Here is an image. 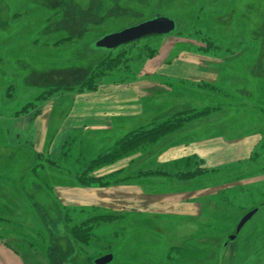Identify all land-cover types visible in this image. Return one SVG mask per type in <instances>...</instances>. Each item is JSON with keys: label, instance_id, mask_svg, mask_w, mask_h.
Segmentation results:
<instances>
[{"label": "rangeland", "instance_id": "374dc122", "mask_svg": "<svg viewBox=\"0 0 264 264\" xmlns=\"http://www.w3.org/2000/svg\"><path fill=\"white\" fill-rule=\"evenodd\" d=\"M20 116L43 137L0 175L14 264H264V0H0V146Z\"/></svg>", "mask_w": 264, "mask_h": 264}, {"label": "crops", "instance_id": "0c3cea01", "mask_svg": "<svg viewBox=\"0 0 264 264\" xmlns=\"http://www.w3.org/2000/svg\"><path fill=\"white\" fill-rule=\"evenodd\" d=\"M36 123H38V121L32 117L24 118L20 116L18 119H11L4 137L5 143L0 146V175L7 170L10 171L13 166L15 168L16 165L23 166L25 171L31 169L33 165L32 160H34L39 153L41 145L40 139L43 137L41 129ZM7 150L15 152L8 157L5 154ZM16 152H19L17 153L19 155H17ZM4 164L7 165L3 167ZM87 195L88 192L85 191L83 196L86 197ZM4 257L9 259L5 261ZM10 258L8 254L0 250V264H14Z\"/></svg>", "mask_w": 264, "mask_h": 264}, {"label": "water", "instance_id": "95a60500", "mask_svg": "<svg viewBox=\"0 0 264 264\" xmlns=\"http://www.w3.org/2000/svg\"><path fill=\"white\" fill-rule=\"evenodd\" d=\"M174 26L175 23L171 18L166 16H157L152 19H148L137 24L122 28L118 31L105 34L104 36L96 40L95 44L98 47L115 48L121 44L146 35L168 33L174 29ZM256 211L257 208H254L242 216V218L237 223L235 229L236 233L242 228L246 221L253 216ZM234 237L235 234L229 236L230 239H233ZM112 258V253H106L95 258L94 263L106 264L110 262Z\"/></svg>", "mask_w": 264, "mask_h": 264}, {"label": "trees", "instance_id": "16d2710c", "mask_svg": "<svg viewBox=\"0 0 264 264\" xmlns=\"http://www.w3.org/2000/svg\"><path fill=\"white\" fill-rule=\"evenodd\" d=\"M149 139H151V138H149ZM151 140H152V139H151ZM134 142H136V141H134ZM131 144H133V142H132Z\"/></svg>", "mask_w": 264, "mask_h": 264}]
</instances>
